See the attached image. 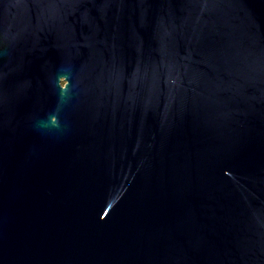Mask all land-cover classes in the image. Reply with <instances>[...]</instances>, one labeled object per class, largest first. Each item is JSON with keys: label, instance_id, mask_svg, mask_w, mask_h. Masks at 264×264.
<instances>
[{"label": "water", "instance_id": "obj_1", "mask_svg": "<svg viewBox=\"0 0 264 264\" xmlns=\"http://www.w3.org/2000/svg\"><path fill=\"white\" fill-rule=\"evenodd\" d=\"M0 264H264V0H0Z\"/></svg>", "mask_w": 264, "mask_h": 264}]
</instances>
